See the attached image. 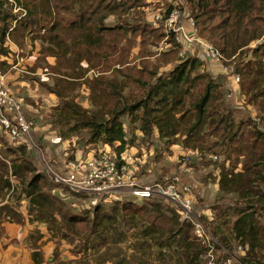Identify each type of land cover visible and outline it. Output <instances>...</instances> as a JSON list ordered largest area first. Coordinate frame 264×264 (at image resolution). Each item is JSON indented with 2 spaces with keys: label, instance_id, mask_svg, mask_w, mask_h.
<instances>
[{
  "label": "trees",
  "instance_id": "obj_1",
  "mask_svg": "<svg viewBox=\"0 0 264 264\" xmlns=\"http://www.w3.org/2000/svg\"><path fill=\"white\" fill-rule=\"evenodd\" d=\"M186 1L193 6L197 36L228 60L225 65L231 67L230 74L239 75L236 96L243 97L241 104L250 118L247 125H253L250 130L243 122L234 121V107L224 98L223 76L209 73L206 58L197 48L182 58L173 39L159 56L148 49L149 45L156 47L164 34L135 11L142 0H13L24 11L22 17L12 14L7 0H0V59L13 64L10 50L3 47L7 38L17 45L23 36L41 42L34 69H42L51 79L50 85L42 83L48 93L42 100L55 113L53 123L64 121L67 126L72 124L70 131H88L86 148L101 143L117 155L128 148L137 150L138 155L145 152L143 143L139 145L143 150H138L133 145L136 138H127L122 122L127 117L131 124L139 123L137 130L143 139L155 136L172 148L175 163L183 154L176 153L179 146L183 152L216 155L217 194L230 196L234 204L219 216L223 220L220 225H211L212 219L202 222L223 245H242L243 264H264V132L259 129L264 128V0ZM114 19L115 23L108 25ZM168 64L174 66L161 73ZM81 86L87 91L86 107L73 97ZM50 95L54 100L50 101ZM38 104L31 102L36 113ZM252 118H258L259 123ZM9 145L7 152L15 157L0 159V201L17 188L8 178L10 174L22 186L25 217L21 205L13 204L12 193L8 203L0 205V238L5 223L44 224L56 235L67 228L83 237L80 244L89 245L81 244L75 254L88 250L97 254L107 248L97 264H130L109 257L110 243L123 240L124 228H130L138 230L133 247L138 254L135 264L206 263L200 258L207 251L205 244L194 234L189 220H180L176 205L157 197L141 199L138 204L123 195L109 207L101 197L89 209L68 213L63 207L71 210L69 202L52 192L59 187L56 183L49 177L48 183L37 172L29 158L32 152L25 146ZM62 191L69 192L66 188ZM227 215L233 219L230 225L225 223ZM74 240L71 237L69 243ZM29 241L31 261L43 264L36 236L29 235ZM152 252H157V257L151 260ZM51 262L70 264L55 258Z\"/></svg>",
  "mask_w": 264,
  "mask_h": 264
},
{
  "label": "built area",
  "instance_id": "obj_2",
  "mask_svg": "<svg viewBox=\"0 0 264 264\" xmlns=\"http://www.w3.org/2000/svg\"><path fill=\"white\" fill-rule=\"evenodd\" d=\"M155 19L161 23L165 39L168 41L173 39L178 45L179 57L182 58L193 48H198L204 59H209V62L221 66L227 77L225 100L231 101L234 109L243 108V104L236 96V89L240 81L239 75L230 74L231 67L225 65L228 60L224 59L208 42L197 36L195 20L185 2L178 0L164 16L159 15ZM206 59L205 61L208 62ZM45 108V111L51 114V109ZM27 110L24 99L15 95L7 87L6 75L0 73L1 137L13 146H25L27 151L35 153L39 158V148L36 145L35 136L37 124L34 120L35 116L32 118L27 116ZM49 118H51L50 115ZM253 120L255 123H259L258 118ZM50 123L52 124V122ZM259 129L264 132V128L259 127ZM46 132L42 134L43 141L50 144L51 140L56 141L55 139H57L56 142L63 146L61 148L63 150L57 151L51 159L40 158L44 172L59 186L52 192L56 193L58 190L66 188L69 193H76L72 196L81 200H84L82 197H104L116 200L123 195H131L138 199L157 197L167 200L180 209V220H189L194 227V234L205 244L207 251L201 255L205 264L240 263L235 255L241 257L245 255L242 245H235V255L230 254L227 249H223L218 238L213 236L209 227L202 222L204 218L209 221L212 219L211 214L207 213L209 208L196 207L198 205L196 194L200 193V196H203V193L201 194V190H199V181L193 177V156L198 160L205 156L210 161V167H214L218 162L216 155L198 152L183 153L178 163L172 162L173 169L178 171L172 173V178L165 179L163 182L155 181L143 185L138 182V170L141 165L146 163L147 155L141 146H139V149L143 150L141 155H138L137 150L131 148L118 155L107 148H97L92 151L90 149L91 152L82 155V151H69L70 141L67 143L54 135L53 132ZM0 159H2L1 154ZM11 177L9 174L8 178ZM12 192L11 190L6 194L0 204L8 203ZM217 249H221L225 253V257L221 260L216 256Z\"/></svg>",
  "mask_w": 264,
  "mask_h": 264
},
{
  "label": "rangeland",
  "instance_id": "obj_3",
  "mask_svg": "<svg viewBox=\"0 0 264 264\" xmlns=\"http://www.w3.org/2000/svg\"><path fill=\"white\" fill-rule=\"evenodd\" d=\"M8 4L11 5L10 10L12 11V14L15 13H20L19 17H22L25 15L24 11L20 9L16 4H14L13 0H7ZM185 2V5L189 12L192 14L194 12L193 6L190 2H187L186 0H183ZM13 25V24H12ZM21 45H17L16 42H13L10 39H6L5 43L3 44V47H6L7 49L10 50L11 55L9 56L10 59H13V64L10 65L9 63L1 62L2 58L0 59V73L4 75L10 76V78L14 79V81L11 82V85H16V91L20 95H22L25 98V104L29 105L31 104L32 101V96L35 95V93L39 94V99H41L38 103V113L41 115V118L34 119L36 124L39 126L38 133H36V145L38 146V155L39 158L35 155V153H30L31 156L29 157L30 160H32L33 164L37 168V172L44 175L45 179L47 180L48 183H50V180L48 176H46V173L43 170L42 162H40V158L46 160L51 159L52 157L55 156L56 152L62 151L61 149H58L61 144L58 142H55L53 145L48 144L46 142H43L42 140V134L45 133L47 129H45L47 125V120L49 122H52L50 132L63 141H66L67 143L70 141V147H68L69 151H82V155H85L88 152H91L92 150H96L97 148H102L103 145L101 143L94 144L93 147L91 148H86L89 145L88 142V137L89 133L85 129L77 130V131H70L68 130L72 124H69L68 126L64 124V121H58L53 123L56 118L54 117V111L51 110V114L48 112H45V107H49L46 102H43L42 98L46 96L47 94L45 93V89L42 87V83H46L50 85L51 79L50 75L43 73L42 69H34V62L37 57L38 49L41 47V42L39 40L37 41H30L28 37L23 36L18 40ZM255 44L252 43L251 47H253ZM157 48L154 47L153 45H149L148 49L150 51H156L155 49ZM156 53V52H155ZM153 59V58H151ZM48 62L52 63L54 60L52 58L47 59ZM9 61V60H8ZM34 69V70H33ZM15 94V93H14ZM86 94L87 91L86 89L81 86L78 87L74 90L73 97L77 103L80 105H83V107H86ZM16 95V94H15ZM31 96V98H30ZM54 100V97L51 98ZM243 97L240 96L238 100L242 103ZM229 103V106L233 105L231 101H227ZM27 105V106H28ZM36 110V109H35ZM27 114V113H26ZM50 115L52 118H46V116ZM248 111L247 108L243 105V108L241 109H234L233 110V119L235 122H243L245 124V129H251L253 128V125H247L248 120L250 119L248 116ZM29 118H32L31 115L27 114ZM252 118V121H254ZM256 121V120H255ZM47 122V123H46ZM122 122L124 124V129L126 131V136L128 139H131L132 137L136 138V136L141 133L137 130V125L139 124L137 121L134 122L133 124L130 123L129 118L123 117ZM73 123V122H72ZM44 127V128H43ZM42 129V130H41ZM47 133V132H46ZM142 136V135H141ZM4 140V139H3ZM0 139V154L1 157H5L7 159H13L15 156L10 153L8 150L7 145H9L5 140L3 141ZM6 142V143H5ZM140 143H143L146 147V155H147V160L145 161L146 163L144 165H141L139 167V177H138V182L143 185L150 184L152 182H163L165 179L172 178V170L173 169V161L176 158L175 154H171L172 151L169 150V148H166L163 144V142L155 137V136H150L146 139H143L142 137L139 140L134 141V146L135 148H139ZM93 144V143H91ZM10 147H15L12 144L9 145ZM52 146V147H51ZM134 148V147H133ZM13 149V148H12ZM91 149V151H90ZM180 149L179 151H176V153H190L187 151L183 152V149L181 146L178 147ZM140 150V149H138ZM50 151V154H49ZM218 151V150H215ZM31 152V151H29ZM28 152V153H29ZM48 153V154H47ZM212 155V154H210ZM73 157V156H72ZM71 157V158H72ZM203 161L198 160L197 157L193 156V163L192 164V169H193V177L200 183H202L201 178L196 177L197 173L200 172L202 173L203 171V176L206 175L204 170L210 167V164L206 165L205 156H202ZM206 161H208L206 159ZM153 162V163H152ZM153 164V165H152ZM208 166V167H207ZM214 166V165H213ZM217 166V163L215 164L214 167ZM217 168V167H216ZM210 175L211 179H214L212 177V172L208 174ZM207 175V176H208ZM205 176V178H207ZM30 177V176H28ZM12 183L17 186V188L14 190L13 193V204L14 205H21V208H24V205L26 204V201L22 198L21 195V185L19 184V181L13 177L10 178ZM206 181V179H205ZM212 191V190H210ZM209 189H206V192L203 193V196H200V193L196 194L197 196V201L198 205L196 206L197 208H209V213L212 216V222L207 220L208 222L211 223V225H220V223L223 221L222 219L220 220V215L224 213L226 210V207H232L234 204V199L231 198L230 196H227L226 198L220 197L217 192L215 191L210 192ZM12 195V194H11ZM57 196L62 199L64 202L68 203V207H70L71 210L67 209L65 206L63 207V210L68 211V213H78L79 211L89 209L92 206V203H97L101 200V197H87V199L81 200L77 199L76 197L72 196L69 192H63L62 189L61 191H57ZM125 199H132L136 203H140L141 199L135 198L131 195H125ZM106 200H103V204H106V207H109L113 205V199L112 198H105ZM25 209V208H24ZM84 215V214H82ZM92 215H90L91 217ZM230 217V216H229ZM216 218V220H215ZM205 219V218H204ZM225 223L229 224L233 220L232 217L228 218V215L225 216ZM229 221V222H227ZM30 228H24L22 229L23 234L26 236L24 240V245L25 247H30L29 246V235L36 236L37 238V245H39L43 255H44V262L43 264H52L53 258H55L57 261H65L70 264H82V263H87V264H97L98 259L100 256H102L103 251L105 249H101V251L97 254H91L90 250L82 252V254H75L73 251L77 250L81 244H86L88 243H79L80 240L83 239L80 236H78V233L70 231L67 228H61L59 233L56 235L55 230H51L48 232L47 227L44 224H37L35 222L30 224ZM82 230H85L82 228ZM222 230V229H221ZM54 233V234H53ZM67 234V235H64ZM124 234L125 238L121 240L120 242H117L115 244L110 243L109 245V257H112L113 260L120 261L121 259H125L126 262H129L130 264H135V254L138 256V254L134 250V245L137 240V235H138V230L137 229H130V228H124ZM40 235V238H39ZM53 235V236H52ZM28 237L27 241L26 238ZM71 237L75 238V240L70 244ZM217 237V236H215ZM218 238V237H217ZM219 240V239H218ZM220 244L222 245L223 249H227L228 252L232 255H235V245L232 244L230 247H227L222 244V242L219 240ZM89 246V245H88ZM87 246V247H88ZM30 249V248H29ZM234 252V253H233ZM203 254V253H202ZM201 254V255H202ZM216 256L218 259H223L225 257V253L220 249H217ZM238 260L242 259L241 256L235 255ZM157 257V252H152L150 259H155ZM201 258V256H200ZM204 262V260L202 259ZM154 261L153 263H155ZM242 263V261H240ZM105 264H111L110 262H106ZM125 264V263H124ZM170 264V263H166ZM173 264V263H171ZM243 264V263H242Z\"/></svg>",
  "mask_w": 264,
  "mask_h": 264
},
{
  "label": "crops",
  "instance_id": "obj_4",
  "mask_svg": "<svg viewBox=\"0 0 264 264\" xmlns=\"http://www.w3.org/2000/svg\"><path fill=\"white\" fill-rule=\"evenodd\" d=\"M177 1L178 0H142L143 4H141V6H139V7H136L135 11L141 12V15H142L143 19L146 21V23H148L153 28L159 29L164 34L163 27H162L161 23L159 21H157L155 19V17L159 16V15L164 16L165 13L167 11H169L168 8L173 6V4L177 3ZM132 14H134V11L131 12L129 17H131ZM114 23H115V19L112 20L110 23H108V25H113ZM171 44H172L171 41H168L165 39V34H164L163 39L159 42V44L157 45V48L155 49L156 50L155 56H159L161 53L167 51L170 48ZM160 48H162V50H160ZM138 60L139 59H137L136 61H138ZM205 63H206L205 68L209 71V73H210V71H212L213 75H222L223 76V78H224L223 88L225 90L227 77L224 74V72L222 71L221 66H219V65L217 66L214 63L206 62V61H205ZM173 66H174V64H168L165 67H163L160 72L162 73L164 71H167ZM213 66L216 67L215 72L213 70ZM90 73H92V72H90ZM6 79H7V87L13 93H15L17 96L22 97L25 100V98L22 95L17 93L16 85L10 86L11 82L14 81V79L10 78V76L8 77V75H6ZM38 97H39L38 93H35V95L32 96V101L34 104L38 103ZM30 98H31V96H30ZM51 98H53V96H51ZM27 108H28L27 114H29L31 116H35L34 117L35 120L38 118H41V115H39V113H36V111L33 110L34 107H32V105L30 103L27 106ZM36 108L38 111V106ZM49 108H50V106H49ZM46 118H49L48 115L46 116ZM47 122H46L47 125H46L45 129H47L46 131H50L52 124L49 121H47ZM38 130H39V126L37 125L36 130H35V136H36V133H38ZM141 137L142 136L138 134L136 136V139L139 140ZM55 140L58 141L57 139H55ZM56 141L51 140L50 144L53 145ZM43 142H45V141H43ZM62 147L63 146L61 145V146H59L58 149H61ZM169 150H172V148H170ZM49 154H50V151H49ZM210 171L212 172V177L214 179H211L210 175H208L210 173ZM171 172L173 173V170ZM204 172L206 174L204 176H203V171H202V173L198 172L196 175V177L201 178V181H202V183L199 182V190H201L200 191L201 194L206 192V189H209V191L210 190L215 191V193H216L217 188H216L215 183H216L217 178H218V168L212 167L211 170H210V168H207L204 170ZM138 176H139V173H138ZM205 176H207V178H205ZM205 179H206V181H205ZM212 191H210V192H212ZM22 208H21V211L23 213V216L25 217V211ZM26 227L30 228L31 225L28 222L24 223L23 225H18V224H13V223H5L4 224V235L0 238V264H34L31 261V257H30L31 250L29 249V247H25V245H24V240H25L26 236L23 234L22 229H24ZM240 261H241V259H240ZM239 264H242V263L240 262Z\"/></svg>",
  "mask_w": 264,
  "mask_h": 264
}]
</instances>
